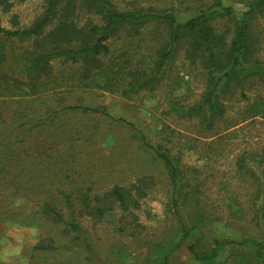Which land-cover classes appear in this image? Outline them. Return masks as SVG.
Listing matches in <instances>:
<instances>
[{
	"label": "trees",
	"instance_id": "obj_1",
	"mask_svg": "<svg viewBox=\"0 0 264 264\" xmlns=\"http://www.w3.org/2000/svg\"><path fill=\"white\" fill-rule=\"evenodd\" d=\"M176 2L184 7L176 9ZM12 6L10 0H0V216L4 209L13 216L21 204L33 202L36 210L30 208V213L57 227L65 241L62 249L91 250L81 224L85 219L110 221L118 234L141 236L144 226L137 212L150 183L115 185L95 195L72 190L61 173L52 174L54 162L41 160L32 144L15 147L10 133L2 137V100L17 104L12 119L23 121L19 126H27V132L78 110L105 114L103 108L63 104L59 94L95 89L128 97L153 92L181 54L188 62L184 67L203 75L204 87L196 104L184 106L172 98L169 104L176 115L198 117L201 125L213 128L225 119L226 103L239 95L248 103L231 126L264 118V57L254 29L264 17V0H43L40 14L28 26L10 14ZM3 15H8L9 27L1 25ZM115 43L122 48H112ZM253 92L256 97L247 95ZM144 146L166 172L165 211L174 222L172 230L149 242L145 264H170L183 246L193 261L218 264L233 244L264 263V224L260 240L210 238L211 225L200 220L198 187L186 178L179 156L160 146ZM34 147L52 145L43 139ZM256 166L264 216V151ZM115 216L116 222L109 219ZM54 241L42 239L34 250L52 253Z\"/></svg>",
	"mask_w": 264,
	"mask_h": 264
},
{
	"label": "rangeland",
	"instance_id": "obj_2",
	"mask_svg": "<svg viewBox=\"0 0 264 264\" xmlns=\"http://www.w3.org/2000/svg\"><path fill=\"white\" fill-rule=\"evenodd\" d=\"M10 2V14L17 16L21 26L32 23L43 5V0ZM174 6L184 7L177 2ZM233 8L243 10L241 4H233ZM258 20L254 29L264 57V17ZM1 25L9 27L8 15L1 17ZM114 47L121 49L122 44L115 43ZM183 65L188 62L179 54L169 75L157 90L149 93L123 97L92 89L59 94L63 104L103 108L105 114L78 110L57 117L51 125L31 128L30 132L26 131L27 126H19L23 121L12 119L17 104L2 100V137L10 133L15 147L24 142L32 144L41 160L54 162L52 174L61 173L59 177L66 179V186H72V190L95 195L115 185L128 187L138 180L150 184L137 212L138 222L144 226L141 236L134 239L118 234L110 221L85 219L81 224L91 246L89 252L62 249L65 241L59 238L57 227L30 213V208L36 210L33 202L21 204V211L12 212L13 216L4 209L0 216V264H145L149 242L172 230L174 222L165 211L169 194L166 172L144 144L160 146L179 156V166L185 170L186 178L198 187V209L203 215L200 220L211 225L210 238L260 240L264 216L256 165L264 151V118L246 119L231 126L241 119L240 111L248 103L239 95L226 103L225 119L213 128L201 125L198 117L176 115L169 104L172 98L184 106L196 104L204 87L203 75ZM247 95L257 96L255 92ZM260 98L264 101L261 92ZM43 139L52 147H34ZM57 166L61 171L55 169ZM109 219L116 222L117 216ZM49 237L55 240L54 252L34 250L42 239ZM261 240L264 242V238ZM230 246L218 264H258L247 249L237 244ZM170 264L199 263L183 246L174 252Z\"/></svg>",
	"mask_w": 264,
	"mask_h": 264
}]
</instances>
